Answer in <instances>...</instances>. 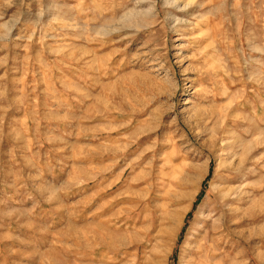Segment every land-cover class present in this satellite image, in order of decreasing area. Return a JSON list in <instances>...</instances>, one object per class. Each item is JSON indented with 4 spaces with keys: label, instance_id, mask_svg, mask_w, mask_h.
Here are the masks:
<instances>
[{
    "label": "rangeland",
    "instance_id": "obj_1",
    "mask_svg": "<svg viewBox=\"0 0 264 264\" xmlns=\"http://www.w3.org/2000/svg\"><path fill=\"white\" fill-rule=\"evenodd\" d=\"M0 264H264V0H0Z\"/></svg>",
    "mask_w": 264,
    "mask_h": 264
}]
</instances>
